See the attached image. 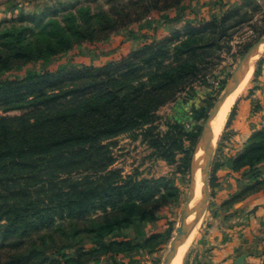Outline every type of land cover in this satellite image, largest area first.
Instances as JSON below:
<instances>
[{
  "label": "rangeland",
  "instance_id": "374dc122",
  "mask_svg": "<svg viewBox=\"0 0 264 264\" xmlns=\"http://www.w3.org/2000/svg\"><path fill=\"white\" fill-rule=\"evenodd\" d=\"M122 14H128L131 21L125 26L107 30L116 32L104 35L105 38L102 35V39L82 43L65 55L15 66L9 72L0 74L1 83L21 81L34 74L41 76L43 73L57 72L56 76L65 77L71 84L79 75L93 72L89 69L109 65V62L103 66L98 63L99 56L104 52L119 49L120 53L126 54L128 49L121 46L131 34L142 31L145 37L147 35L154 39L148 41L149 45L163 44L165 54L155 61L161 66L153 64L150 68L143 67L139 64L141 59L138 60L139 70L133 77L134 88L144 85L146 89L167 83L165 77L168 75L176 76V86L170 84L158 97V100L167 102L155 110L150 124L103 141L100 151L90 149L82 168L81 174L87 181L88 190L98 180L100 185L105 183V189L100 188L97 194L88 197L84 206L88 218L103 217L104 213L117 212L135 202L139 208L137 219L143 214L144 220L130 225L125 231L112 232L99 240L96 247L87 243L88 249L93 251L82 259L69 249L51 255L49 260H56V263H46L36 258L30 264H88L97 258L139 246L156 249L152 253L158 252L159 262L163 264L188 199L192 180L190 171L194 155L198 152L203 123L245 52L264 36V0H0V46L7 47L10 43L14 46L16 41L31 42L35 35L43 31H55L57 25L66 29L76 25L86 27L93 20L103 23L106 17L121 25ZM147 23L151 30L144 28ZM163 27L172 30L161 31ZM259 50L245 82L233 94L224 126L214 141L205 212L194 238L177 264H189L188 255L195 252L193 247L200 229H204L207 217L212 214L211 193H215L219 187L217 173L221 168L220 159L225 153L229 157L235 154L234 158H230L232 164L229 167L238 174L239 198L264 190V171L257 167L259 163L250 166L264 155V128L253 134L238 150L229 134L237 101L251 94L253 79L255 82L259 79L258 67L264 64V47ZM130 54L111 63H119ZM141 54L137 53L136 57L141 58ZM53 78H49L52 84H46L43 88L55 89L54 82H51ZM32 84L0 91V119L12 121L26 112L6 110L13 105L1 101H19L22 97L32 96L36 91L31 88ZM92 91L87 90L85 95ZM125 91L123 89L120 93L125 95ZM199 111L206 113L204 119H197ZM173 125L180 127L181 135L165 139L169 126ZM156 137L160 140H156ZM251 145L254 148L250 149ZM110 159L106 170L97 168L99 163L105 165ZM103 176L108 179H98ZM108 184H111L110 187L106 186ZM34 196L36 194L29 193V197ZM16 198L8 196L5 203H20L22 198ZM14 227L20 228V225L3 218L0 220V233ZM6 254L1 256L0 253V259L9 261L11 253ZM62 256L67 259H61Z\"/></svg>",
  "mask_w": 264,
  "mask_h": 264
},
{
  "label": "trees",
  "instance_id": "16d2710c",
  "mask_svg": "<svg viewBox=\"0 0 264 264\" xmlns=\"http://www.w3.org/2000/svg\"><path fill=\"white\" fill-rule=\"evenodd\" d=\"M121 20L123 23L119 25L106 17L102 21L104 24L93 20L86 27L76 25L71 29L57 25L55 31H43L31 42L2 45L0 74L15 66L65 55L82 43H92L102 39V35L105 38L104 35L116 32L107 30L131 21L128 14H122ZM161 45L152 44L122 58L119 63L89 69L93 72L79 75L71 84L65 77L56 76L57 72L0 83V91L19 89L26 83H33L31 88L36 90L32 96L22 97L19 101H1L13 105L6 110L26 112L12 121L0 119V220L3 218L20 225V228L4 229L0 233L1 256L11 253L10 260L0 259V264H30L36 258L56 263V260H49L51 255L69 249L82 259L93 251L88 249L87 243L96 247L99 240L112 232L125 231L130 225L144 220L143 214L137 219L139 208L135 202L117 212L104 213L103 217L88 218L84 211L88 197L97 194L100 188L105 189V183L100 185L98 180L88 190L81 173L90 149L100 151L103 141L125 131L142 129L152 122L155 110L167 102L158 100V97L170 84L176 86L175 75L166 76L167 83L146 89L144 85L134 88L133 83L139 70V59L143 67L161 66L155 62L165 54ZM140 52L143 54L137 58L136 54ZM51 77H54L51 82H54L55 89L43 88L52 84L49 82ZM123 89L125 95L120 93ZM87 90L93 91L85 95ZM205 114L199 111L197 119H204ZM174 135H181L177 125L169 126L164 138L170 139ZM156 140L160 139L156 137ZM263 160L264 155L250 166ZM110 163L111 159L105 165L99 163L97 168L106 170ZM105 178L108 179L106 176L98 179ZM29 193L36 194V197H29ZM8 196L21 197V201L30 200L5 203ZM136 250L156 251L139 246L110 257ZM61 259L67 258L62 256Z\"/></svg>",
  "mask_w": 264,
  "mask_h": 264
},
{
  "label": "crops",
  "instance_id": "0c3cea01",
  "mask_svg": "<svg viewBox=\"0 0 264 264\" xmlns=\"http://www.w3.org/2000/svg\"><path fill=\"white\" fill-rule=\"evenodd\" d=\"M144 28L151 30L148 23ZM171 30L165 27L161 29L164 32ZM141 32L131 34L121 46L128 49L126 54L120 53L119 49H111L99 56L98 63L100 62L101 66L108 64L105 62L111 63L129 53L142 50L150 44L148 41H154ZM258 70L259 79L256 82L253 79L254 82L252 81L250 86L253 89L252 93L237 101L231 116L229 134L237 150L243 147L253 134L264 128V64L259 65ZM226 155L227 153L220 159L221 168L217 173L219 187L215 193H211L212 214L207 217L204 229H200L199 238L193 247L195 252L189 253L188 263L234 264L239 257L244 256L243 264H264V190L239 198L238 174L229 167L232 164L230 158H234L235 154L230 157ZM257 167L264 171V160ZM238 187L240 188V184ZM89 264H160V262L158 252L136 250L116 257L104 256Z\"/></svg>",
  "mask_w": 264,
  "mask_h": 264
},
{
  "label": "water",
  "instance_id": "95a60500",
  "mask_svg": "<svg viewBox=\"0 0 264 264\" xmlns=\"http://www.w3.org/2000/svg\"><path fill=\"white\" fill-rule=\"evenodd\" d=\"M262 47H264V36L258 39L245 52L241 60L238 62L236 68L231 73L222 95L215 101L213 107L211 108L203 123L199 142L197 145L198 152L201 154L202 161L197 167L191 168L190 174L191 177H193L197 174V172L200 173L204 190L200 199L193 202V198L195 196V188L191 180V191L188 194L187 202L185 203L182 214L180 216V222L175 230V236L169 244V249L165 255L163 264H171L178 250L184 245L187 236L191 230V225L187 222L191 211L200 203L207 201V199L209 198L210 168L214 153V148L210 137L211 124L216 115L226 103V101L233 96V94L237 91V89L245 80L246 76L251 70V67L254 64L258 50ZM244 259L245 257L241 256L235 261L234 264H243Z\"/></svg>",
  "mask_w": 264,
  "mask_h": 264
},
{
  "label": "bare ground",
  "instance_id": "6f19581e",
  "mask_svg": "<svg viewBox=\"0 0 264 264\" xmlns=\"http://www.w3.org/2000/svg\"><path fill=\"white\" fill-rule=\"evenodd\" d=\"M259 51L260 50H258L257 54L259 53ZM232 98H233V96L230 97L226 101V103L221 108V110L216 115V117L214 118V120L211 124L210 137H211L212 145L214 144V141L216 140L219 132L221 131L222 127L224 126L225 118H226V115H227L229 105L231 103ZM201 161H202L201 154L196 151L194 158H193V162H192L193 167H197L201 163ZM192 184L195 188V196L193 198V202H195L198 199H200V197L203 193V190H204V188H202L203 184H202L201 175L199 172H197V174L192 177ZM190 191H191V188H190L189 192ZM205 206H206V201L200 203L189 214L187 222L191 225V230L187 236V239H186L184 245L178 250V252L175 255V257L173 258L171 264H177L178 263L179 259L182 257V254H184L183 253L184 249L191 242V240L194 238L195 232H196V230H197V228H198V226H199V224L203 218L205 208H206Z\"/></svg>",
  "mask_w": 264,
  "mask_h": 264
}]
</instances>
